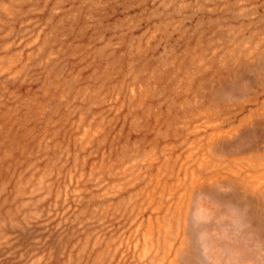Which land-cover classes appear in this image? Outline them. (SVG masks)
<instances>
[{"label": "rangeland", "instance_id": "1", "mask_svg": "<svg viewBox=\"0 0 264 264\" xmlns=\"http://www.w3.org/2000/svg\"><path fill=\"white\" fill-rule=\"evenodd\" d=\"M0 264H264V0H0Z\"/></svg>", "mask_w": 264, "mask_h": 264}]
</instances>
